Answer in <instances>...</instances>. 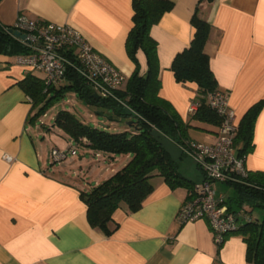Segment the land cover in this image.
Returning a JSON list of instances; mask_svg holds the SVG:
<instances>
[{"label":"crops","instance_id":"crops-1","mask_svg":"<svg viewBox=\"0 0 264 264\" xmlns=\"http://www.w3.org/2000/svg\"><path fill=\"white\" fill-rule=\"evenodd\" d=\"M170 1L172 8L150 29L157 44V96L189 123V139L213 143L218 126L191 119L197 86L175 80L172 60L189 45L194 33L191 17L197 11L211 25L204 52L217 88L230 94L238 126L244 113L264 98V0ZM19 15L75 27L126 77L136 66L140 75L147 71L141 49L137 63L126 51L132 0H0L1 25L11 27ZM32 72L43 77L17 65L15 56L0 54V264H251L239 233H229L218 246L205 219L180 223L177 212L189 187L171 185L162 176L150 179L153 189L138 210L131 212L122 203L113 212L117 225L109 235L92 227L80 191L118 170L109 163L121 157L81 145L88 157L53 161L37 143L32 103L19 85ZM100 127L115 129L104 122ZM69 143L78 145L71 138ZM120 155L122 167L131 155ZM177 166L185 180H203L197 166L191 176ZM245 166L248 171H264V106L254 122Z\"/></svg>","mask_w":264,"mask_h":264},{"label":"trees","instance_id":"trees-1","mask_svg":"<svg viewBox=\"0 0 264 264\" xmlns=\"http://www.w3.org/2000/svg\"><path fill=\"white\" fill-rule=\"evenodd\" d=\"M172 6L173 2L170 0H132V25L125 39L126 51L137 63L136 52L141 49L146 55L148 68L145 75H140L136 66L127 77L125 86L116 91V96L122 103L102 97L96 100L90 85L73 67L67 69L64 81L55 86L46 88L43 77L34 72L27 74L19 82L32 103V119L44 113L54 100L62 96L65 89L75 91L85 103H101L110 108L114 112L113 117L131 118L126 129L113 131L88 124L65 109L53 117L54 125L78 145L112 156L131 155L108 178L88 191H80V197L87 206L88 222L105 235H109L116 228L117 224L112 215L122 203L131 212L142 206L153 189L150 182L152 177L162 176L171 185L186 184L189 188L192 185L178 171V161L172 160L151 135L155 128L178 146L191 140L187 133L189 123L184 122L168 103L157 96L160 86L157 75V44L150 36V29ZM191 24L194 28L193 37L189 45L174 56L170 69L176 81L193 82L197 86V107L191 119L218 126L219 117L206 103L207 94L217 88L209 57L204 52L211 25L199 17L197 11L191 17ZM26 53L28 48L14 38L10 27L0 24V54L13 57ZM262 106L264 98L254 103L239 122L234 139L239 154H246L253 146L254 122ZM227 184L233 189L234 195L225 202L230 211L238 214L239 221L237 229L232 233L237 232L242 236L248 262L264 264V171H247L240 181ZM244 203L260 208L261 218H252L241 213Z\"/></svg>","mask_w":264,"mask_h":264},{"label":"built area","instance_id":"built-area-1","mask_svg":"<svg viewBox=\"0 0 264 264\" xmlns=\"http://www.w3.org/2000/svg\"><path fill=\"white\" fill-rule=\"evenodd\" d=\"M15 32L24 37L16 36ZM10 33L28 48V53L15 56V63L42 73L46 88L58 85L65 79L67 69L73 67L99 97L122 103L116 91L127 77L96 52L75 27L19 15L10 27ZM229 101V92L218 88L206 96L208 107L220 119L213 143L188 140L179 145L182 153L201 170L203 180L192 183L187 199L177 212V220L186 223L205 219L218 246L237 229L239 221L238 214L228 209L226 199L216 194L212 183L238 182L248 171L245 166L246 154H239L234 144L238 126ZM194 110L193 106L189 108L190 113ZM76 152L74 145L70 144L63 150L53 148L51 156L53 161L58 162L68 155H76ZM3 158L8 162L12 160L9 155Z\"/></svg>","mask_w":264,"mask_h":264},{"label":"rangeland","instance_id":"rangeland-1","mask_svg":"<svg viewBox=\"0 0 264 264\" xmlns=\"http://www.w3.org/2000/svg\"><path fill=\"white\" fill-rule=\"evenodd\" d=\"M37 108L38 106L35 110H37ZM64 109L71 111L80 120L94 126L100 127L101 122H104L105 124H111L115 128L113 131H122L126 129L127 122L131 120V118H128L127 116H118L114 117L118 119V121L111 122L107 118L98 114V112L103 111L106 115H113L114 112L110 108L103 106L101 103L98 105L85 103L75 91L72 89H65L61 97L54 100L45 109L44 113H41L35 118V125L39 129L40 136L37 139V143L41 146V148L48 150L49 155L51 154V149L58 147L63 150L66 149L67 145L71 144L69 143V137L59 130L56 125H54L53 117L57 112ZM74 147L76 148V151L78 150V154L73 157L68 155L67 158L62 160L63 162H68L67 160L76 162L80 155H83V157H88L86 156L83 146L74 144ZM118 157L122 158L123 156L119 154ZM121 158L111 161L109 163L110 167L117 169L120 168ZM177 161V165L182 166L188 172L189 176L197 171L194 161L187 155H182L177 159ZM212 187L215 189L217 195L221 194L224 196V198L232 197L234 195L233 189L227 183L213 181ZM241 213H245L252 218H261L262 216L260 208L251 206L248 203L243 204Z\"/></svg>","mask_w":264,"mask_h":264},{"label":"water","instance_id":"water-1","mask_svg":"<svg viewBox=\"0 0 264 264\" xmlns=\"http://www.w3.org/2000/svg\"><path fill=\"white\" fill-rule=\"evenodd\" d=\"M15 35L19 36L20 38L24 37V35L19 32H15ZM94 97L96 98V100L99 99V96L95 93ZM98 114L107 118L110 121H118V119L114 118L113 115H106L103 111L98 112ZM127 124L129 125L130 122H127ZM151 135L159 143V145L163 147L165 152L169 155L172 160H177L182 156V149L174 141L162 134L160 131L153 128L151 131Z\"/></svg>","mask_w":264,"mask_h":264}]
</instances>
